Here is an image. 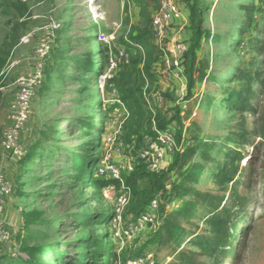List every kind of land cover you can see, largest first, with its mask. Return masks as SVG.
Segmentation results:
<instances>
[{
  "label": "rangeland",
  "instance_id": "obj_1",
  "mask_svg": "<svg viewBox=\"0 0 264 264\" xmlns=\"http://www.w3.org/2000/svg\"><path fill=\"white\" fill-rule=\"evenodd\" d=\"M95 2L103 17L91 13L90 0H0V172L15 187L6 200L10 241L0 264H128L137 256L169 264L177 246L152 243L160 221L151 228L140 216L165 197L149 174L167 172L191 147L198 152L166 185L192 171L198 174L192 188L230 197L232 184L219 187L214 169L231 162L230 150L242 152L245 187L238 189L249 198L244 226L252 231L238 264H264V143L257 122L264 110V0H180L190 8L188 48L200 25L197 57L207 65L192 91L185 72L184 93L150 35L160 0ZM45 40H51L45 77L20 136L22 155L13 157L1 139L17 102L16 82L33 73ZM248 86L254 110L238 111L232 99ZM242 126L244 145L235 137ZM111 165L120 179L106 171ZM133 174L141 175L136 192L125 186ZM109 179L119 183L97 184ZM126 192L118 216L117 198ZM200 214L187 225L192 232L208 230Z\"/></svg>",
  "mask_w": 264,
  "mask_h": 264
},
{
  "label": "trees",
  "instance_id": "obj_2",
  "mask_svg": "<svg viewBox=\"0 0 264 264\" xmlns=\"http://www.w3.org/2000/svg\"><path fill=\"white\" fill-rule=\"evenodd\" d=\"M193 38V44L188 51L186 59V73L189 79V90L194 88L196 79L195 74L203 72L206 68V62L198 60L197 50L200 47V25L196 27ZM250 81V79H249ZM253 92L248 86L243 92L237 93L232 99L233 106L238 111H253L251 97ZM258 137L264 143V110L258 112ZM239 144L247 143L246 128L242 126L241 131L235 135ZM255 149L256 147L253 146ZM199 149L191 147L186 148L182 154H179L172 163L169 170L162 174L151 173L154 188L157 192L165 195L163 202L173 200H189L182 201L180 208L173 212H166L164 205L161 206L160 224L155 231L152 243L162 247L172 248L174 260L169 264H238L242 261L243 255L248 248V236L252 231V225L244 226L246 213L249 204V198L246 193L239 192V186L245 187L243 182L242 170L240 162L243 160L244 154L240 151L230 150L227 158H231V162L218 164L214 169L217 172L215 176L216 184L219 187H225L232 184V194L227 195L216 194L210 191H201L192 188L191 182L198 174L189 172L183 174V180L179 184H173L167 190L169 175L176 170L179 165L187 159L193 157ZM204 161H211L209 149L204 150ZM249 163L254 156H247ZM203 167L199 168V171ZM200 172L199 175L201 174ZM141 178L139 174H133L125 180V186L136 192L138 181ZM243 182V183H242ZM114 179L99 180L97 184L102 187H110L118 184ZM200 221L208 227L207 232L197 233L189 230L190 225L198 218L200 212ZM181 244H189L194 249L182 248Z\"/></svg>",
  "mask_w": 264,
  "mask_h": 264
},
{
  "label": "built area",
  "instance_id": "obj_3",
  "mask_svg": "<svg viewBox=\"0 0 264 264\" xmlns=\"http://www.w3.org/2000/svg\"><path fill=\"white\" fill-rule=\"evenodd\" d=\"M90 11L96 18L103 17L100 7H96L95 0H90ZM178 15L177 0H160L157 11L154 13L150 25V35L152 42L161 52L164 67L170 79H175L179 83L178 92L187 91L186 82V59L189 51L188 43L183 33L177 30L172 33V22ZM51 51V40H45L40 45L36 55V65L32 74L21 77L17 80L18 87L17 102L10 113L9 127L4 131L1 139L3 150L10 156L19 157L22 155V146L20 145V136L31 115V105L37 89L43 83L46 72V60ZM124 58V54H119L115 59L110 60V70L118 67V61ZM112 176L120 179L119 172L115 166L106 168ZM105 171L101 170V174ZM170 187L167 186V190ZM15 191L14 185L0 172V262L3 257L2 247L10 241V232L6 228L4 220L6 214V200ZM129 193L126 192L117 198L115 214L121 216L128 202ZM164 205L166 212L174 211L180 208L178 200L161 201L159 198L152 200L140 216V221L146 226L155 228L160 221L161 206ZM128 264H157L155 260L145 256H137L131 259Z\"/></svg>",
  "mask_w": 264,
  "mask_h": 264
},
{
  "label": "crops",
  "instance_id": "obj_4",
  "mask_svg": "<svg viewBox=\"0 0 264 264\" xmlns=\"http://www.w3.org/2000/svg\"><path fill=\"white\" fill-rule=\"evenodd\" d=\"M177 9L178 15L174 18L172 22L171 32L174 34L177 30H180L183 33L185 40L187 41L192 35L191 21H190V8L187 3H182L180 0H177Z\"/></svg>",
  "mask_w": 264,
  "mask_h": 264
}]
</instances>
